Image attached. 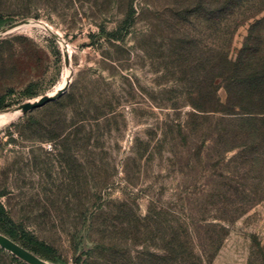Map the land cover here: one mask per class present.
I'll return each instance as SVG.
<instances>
[{
	"label": "rangeland",
	"instance_id": "374dc122",
	"mask_svg": "<svg viewBox=\"0 0 264 264\" xmlns=\"http://www.w3.org/2000/svg\"><path fill=\"white\" fill-rule=\"evenodd\" d=\"M261 3L221 37L211 21L184 24L183 0H0L15 20L0 29L13 103L0 109V203L56 264H183V227L197 255L221 235L204 264H264V161L183 136V29L210 54H264ZM61 78L62 94L35 106ZM0 264L33 263L0 247Z\"/></svg>",
	"mask_w": 264,
	"mask_h": 264
},
{
	"label": "trees",
	"instance_id": "16d2710c",
	"mask_svg": "<svg viewBox=\"0 0 264 264\" xmlns=\"http://www.w3.org/2000/svg\"><path fill=\"white\" fill-rule=\"evenodd\" d=\"M263 0H183V23L193 25L198 18L211 21L223 37L235 24L237 16L247 14L263 7ZM254 3L258 4L254 7ZM0 16V29L14 23ZM183 105H189L183 122V136H198L203 147L223 150L238 149L234 155L243 164L262 159L264 161V54L258 47L254 52L244 43L235 60L229 58L224 47L218 46L212 54L203 45H197L194 37L183 29ZM52 43L55 55L62 58L59 44L53 36L43 30ZM111 36L114 34L111 33ZM182 64V63H181ZM63 84L61 78L49 94L56 92ZM223 88L225 99L221 100L218 90ZM34 86L29 85L22 91L23 98L16 104H26L27 98L35 96ZM43 95L42 97H44ZM5 95H0V109L11 107ZM24 111L12 119L24 117ZM207 140L211 146L206 145ZM220 148V149H219ZM220 230L223 226L218 225ZM0 230L11 243L36 258L56 264L60 257L46 241L16 223L0 203ZM221 235L203 248L202 254H195L189 242V236L183 227V264H204L209 262L215 245ZM0 247H2L0 245ZM214 248V250H213ZM217 249V248H216ZM213 250V251H211ZM15 260L20 259L12 253ZM77 264L82 263L76 257Z\"/></svg>",
	"mask_w": 264,
	"mask_h": 264
},
{
	"label": "water",
	"instance_id": "95a60500",
	"mask_svg": "<svg viewBox=\"0 0 264 264\" xmlns=\"http://www.w3.org/2000/svg\"><path fill=\"white\" fill-rule=\"evenodd\" d=\"M10 26V25H9ZM53 34V33H52ZM68 83V82H67ZM66 85L63 87V89L60 90V88L53 93V95L50 96H46L39 104L35 105V106H39L42 105L44 103H46L47 101L54 99L56 97H58L60 94H62V92L65 90ZM8 109V108H7ZM0 245L2 247H5L7 249H9L12 253H15L16 255H18L21 259L27 260L33 264H50L48 262H45L43 260H40L38 258H36L35 256L31 255L30 253L22 250L21 248L17 247L16 245H14L13 243H11L8 239H0Z\"/></svg>",
	"mask_w": 264,
	"mask_h": 264
},
{
	"label": "bare ground",
	"instance_id": "6f19581e",
	"mask_svg": "<svg viewBox=\"0 0 264 264\" xmlns=\"http://www.w3.org/2000/svg\"><path fill=\"white\" fill-rule=\"evenodd\" d=\"M48 28H49V30H50L54 35H56V36L58 37V39H59V40L62 42V44H63V48L66 49L65 42H64L63 38L60 37V36L58 35V33H57L54 29H52V28H50V27H48ZM64 53H65V52H64ZM67 79H68V76H67ZM65 83H66V82H65ZM64 86H65V84H63V85L60 87V90L63 89Z\"/></svg>",
	"mask_w": 264,
	"mask_h": 264
}]
</instances>
